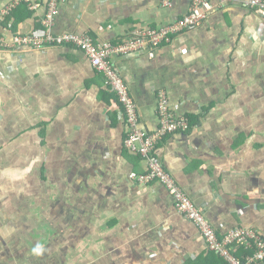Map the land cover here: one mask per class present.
<instances>
[{"label":"crops","instance_id":"obj_1","mask_svg":"<svg viewBox=\"0 0 264 264\" xmlns=\"http://www.w3.org/2000/svg\"><path fill=\"white\" fill-rule=\"evenodd\" d=\"M11 0H0V9ZM190 0H60L52 32L117 42L188 13ZM18 5L0 32L40 28L46 0ZM170 43L112 61L158 126L157 94L189 127L157 143L166 171L220 233L264 232V20L241 0H212ZM115 94L76 47L0 50V264H226L124 147Z\"/></svg>","mask_w":264,"mask_h":264},{"label":"built area","instance_id":"obj_2","mask_svg":"<svg viewBox=\"0 0 264 264\" xmlns=\"http://www.w3.org/2000/svg\"><path fill=\"white\" fill-rule=\"evenodd\" d=\"M59 1L46 0V10L40 19L39 29L28 33L13 32L9 37L0 32V50L42 49L48 46L67 45L81 50L92 67L102 74L105 86L115 94L117 102L122 107L127 126L124 147L146 160V171L131 173L130 178L143 184L153 181L162 184L172 196L176 210L198 228L208 249L215 252L226 264H259L264 259V232L252 226H236L226 232H218L205 216L204 206L194 203L163 166L156 150L157 143L166 135L186 131L189 127V119L186 116L173 114L165 91L159 90L156 103L158 126L151 133L140 129L136 103L112 61L113 56L128 55L143 49L152 54V48L170 43L176 34L199 25L206 17L204 10L212 0H190L188 13L171 24L158 28L139 29L117 42L101 43L95 42L87 32L65 31L54 34L52 27L58 13ZM231 1L218 0V4L221 6ZM23 3L27 4L28 8H33L30 0H11L0 9V22ZM162 3L170 5L171 0H162ZM241 4L256 11L264 20V0H241ZM241 247L250 248L251 252L238 257L236 253Z\"/></svg>","mask_w":264,"mask_h":264},{"label":"trees","instance_id":"obj_3","mask_svg":"<svg viewBox=\"0 0 264 264\" xmlns=\"http://www.w3.org/2000/svg\"><path fill=\"white\" fill-rule=\"evenodd\" d=\"M210 252L216 254L213 251H210ZM250 252H251L250 248L249 249H246V248L244 249L243 247H241V248H238L236 255L238 257H241V255L244 256L245 254H248ZM259 264H264V259L261 262H259Z\"/></svg>","mask_w":264,"mask_h":264}]
</instances>
